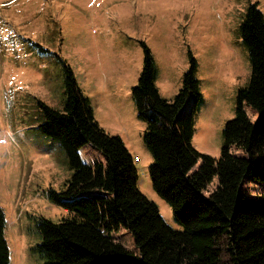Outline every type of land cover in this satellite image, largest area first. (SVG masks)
<instances>
[{
	"label": "rangeland",
	"instance_id": "obj_1",
	"mask_svg": "<svg viewBox=\"0 0 264 264\" xmlns=\"http://www.w3.org/2000/svg\"><path fill=\"white\" fill-rule=\"evenodd\" d=\"M252 1L264 12V0H0V205L8 217L11 264H42L44 258L34 250L41 241L38 219L61 221L67 213L50 189L64 191L72 167L60 144L39 127L38 108L41 100L63 106L60 56L91 95L99 123L119 134L135 155L142 191L173 228L183 229L172 205L153 186V154L144 140L148 120L132 95L144 66V43L155 57L159 91L168 99L179 92L191 57L196 58L202 99L192 143L220 157L226 121L235 115L239 89L251 77L239 27ZM191 104L180 114L190 111ZM244 113L250 124L259 117L249 105ZM80 152L89 163L105 159L91 143ZM232 152L245 155L237 146ZM217 184L216 174L205 194ZM242 188L248 197H256L264 183L247 175ZM130 239L126 234L128 247Z\"/></svg>",
	"mask_w": 264,
	"mask_h": 264
},
{
	"label": "trees",
	"instance_id": "obj_2",
	"mask_svg": "<svg viewBox=\"0 0 264 264\" xmlns=\"http://www.w3.org/2000/svg\"><path fill=\"white\" fill-rule=\"evenodd\" d=\"M239 31L252 71L249 83L239 89L235 115L226 121L220 157L192 143L202 99L196 58L191 57L179 92L168 99L159 91L155 57L144 43V66L132 95L148 120L144 140L153 154V186L172 205L183 229L173 228L142 191L135 155L119 134L100 125L90 96L60 56L66 97L62 107L38 101L39 127L64 149L73 172L64 191L50 189L65 216L38 219L41 241L34 250L44 258L42 264H264V191L248 197L242 188L247 175L264 183V12L258 1L246 8ZM190 101V111L180 114ZM245 105L259 113L253 124ZM87 143L105 159L85 161L80 150ZM234 146L245 155L233 153ZM216 174L218 184L206 195ZM7 224L0 205V264L12 263Z\"/></svg>",
	"mask_w": 264,
	"mask_h": 264
},
{
	"label": "crops",
	"instance_id": "obj_3",
	"mask_svg": "<svg viewBox=\"0 0 264 264\" xmlns=\"http://www.w3.org/2000/svg\"><path fill=\"white\" fill-rule=\"evenodd\" d=\"M82 88H83V90H84L87 94H89L88 91H87L86 89H84L83 86H82ZM89 96H91V95L89 94Z\"/></svg>",
	"mask_w": 264,
	"mask_h": 264
},
{
	"label": "clouds",
	"instance_id": "obj_4",
	"mask_svg": "<svg viewBox=\"0 0 264 264\" xmlns=\"http://www.w3.org/2000/svg\"><path fill=\"white\" fill-rule=\"evenodd\" d=\"M101 125V124H100Z\"/></svg>",
	"mask_w": 264,
	"mask_h": 264
}]
</instances>
